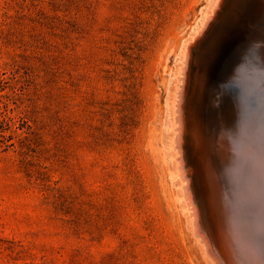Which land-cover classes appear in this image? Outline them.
<instances>
[{"label":"rangeland","instance_id":"1","mask_svg":"<svg viewBox=\"0 0 264 264\" xmlns=\"http://www.w3.org/2000/svg\"><path fill=\"white\" fill-rule=\"evenodd\" d=\"M231 2L195 45L191 106L210 140L234 135L227 189L243 207L255 201L240 196L245 173L260 169L264 126L246 127L235 99L248 95L250 113L264 100V0ZM216 5L0 0V264H219L198 232L192 206L205 199L185 169L188 199L175 133L185 52ZM243 251V264H259L258 242Z\"/></svg>","mask_w":264,"mask_h":264},{"label":"bare ground","instance_id":"2","mask_svg":"<svg viewBox=\"0 0 264 264\" xmlns=\"http://www.w3.org/2000/svg\"><path fill=\"white\" fill-rule=\"evenodd\" d=\"M223 1L224 0H215V5L217 3L218 8L216 9L213 8L216 11L213 12L211 16L206 18L205 26L202 25L204 27H201L203 28V30L202 31L199 30L197 36L190 41L187 50L185 52V56L183 60L184 66H182V77L180 78L181 80H179L180 89L178 90V95H177L178 100H176L177 104L174 101V103L177 105V116H178L177 125L179 128V133L176 130L175 133L178 134L177 137V143L179 147L178 150L181 154L183 153L185 154V158H183L182 162L184 161V159L185 161L190 162V165L188 164L187 166L184 167L179 158V161L181 163L180 175L183 181H185L186 183L185 190L188 199H189V194H188L189 191L187 188L189 186V180L186 179V176L188 175H186L185 169L191 174H193V171L195 172L194 181H197L198 187H200L201 189L200 193L203 195L205 199L203 209L198 206L197 207L194 205L192 206L193 215L195 217L194 219H196V213L200 212L199 213L200 222L203 228V232H201L199 226H197L199 234L203 237L204 241H206L208 245L207 247L210 248V252L215 256L219 264H243L244 261L238 255V250L244 249L243 252L247 250L248 254H253L256 251V242L255 240H252L250 237L251 231L249 230V227L250 229L254 227L256 230L257 229L262 230L263 228L264 230L263 227L264 225H257V223L254 222L253 224H251L245 211L244 213L240 212V210H243V207H238L235 205L233 199L230 197L231 196L230 192L227 189V184L230 181L229 179H231V176H229V172L227 173L226 170L228 166L230 167L229 160L233 158L232 156L234 154L233 150H235L234 146H232L231 144L232 143L231 139L228 137H230L233 134L230 133L231 134L230 135L228 134L229 132L224 133L223 132L224 130H222L221 132H223V134L227 133L229 136L227 137V135L225 136L222 135V133H220L216 141L210 140V138L213 139L214 133L213 134L211 133L210 135L208 134L209 130L206 129L207 125L205 123V119L201 117V112H200L201 109L198 112H196L193 110L191 106V101L193 99L192 96L195 90L194 88L195 86L198 85V77L201 72L197 64L198 54L195 55L194 53L195 45L198 42V39H200V37L205 33L207 28H209L211 21H213V19L217 17L218 10L219 8H221ZM231 1L232 2L230 5L232 6L234 0ZM219 27L216 28L215 32H217ZM197 32L198 31H196L195 33ZM235 37L236 36H234V38ZM229 45L227 43V47H229ZM229 50H231L232 52L231 48H229L228 51ZM230 53H227V56H231ZM210 63H213V60L209 62V67H208V70L211 73V68L214 69L215 67H214V63H213V67L210 66ZM259 69H261V67ZM214 70L216 71L217 68H215ZM259 87L261 86H258V88ZM262 88L261 91L264 90V89L262 90ZM213 95L215 96V94ZM212 97L207 98L206 100L207 104L205 106L208 105L210 107L211 105H214L213 102L214 100H216V98L213 97L215 98L213 99ZM203 113L205 115V112ZM211 131H213L212 128ZM226 131H228V129ZM233 141L235 142L234 139ZM192 155H194V160L191 159ZM188 156L190 157L189 159H191L190 161L187 160ZM197 176L199 177L197 178ZM191 188H192V184H191ZM228 192L230 196L228 195ZM240 197L250 198L251 193L250 191L248 192L242 191ZM230 199H232V201H230ZM230 202H233L234 204ZM239 215L241 216V218L239 217ZM248 254L246 256L249 257L250 255Z\"/></svg>","mask_w":264,"mask_h":264},{"label":"water","instance_id":"3","mask_svg":"<svg viewBox=\"0 0 264 264\" xmlns=\"http://www.w3.org/2000/svg\"><path fill=\"white\" fill-rule=\"evenodd\" d=\"M262 43H264V41L262 40ZM258 49H260L261 51L264 50V47H259ZM262 75H264V73H262ZM222 98V97H220ZM264 98V97H263ZM214 99V98H213ZM220 100V99H219ZM236 106L237 108H244L246 109L245 111V116H244V119L246 120V127H251V123L254 122L255 123V127L257 128V131L260 130L261 126H264V100L261 99V105L258 106V108H256L255 110H252V112L250 113L248 111V101L250 100V97H248V95L244 94L242 96H239L237 97L236 99ZM222 102V100H220ZM217 107H221V104L217 103L215 104ZM236 129L238 131V124L236 125ZM245 127V128H246ZM251 129V128H250ZM250 131H248L249 133ZM232 138H233V135H232ZM232 138H231V141H232ZM248 145V144H246ZM258 152L257 153V158L255 159V163H258L259 166H260V169L257 170L255 168V170H252V173L251 172H247V175L245 173V176H244V181L246 183V186H244V188H249L248 191H250L251 193V196L254 197L255 201H253V203H250V204H246L244 206L243 204V210H240L241 212L245 213L248 215V216H251L252 213H255L256 215H259L261 217H264V202L263 200L261 199L262 198V194H261V188L262 185H264V176H260L257 174V172L259 173L260 171H263L264 173V152H262L261 150L259 151V148H258ZM251 158V157H250ZM248 158V159H250ZM244 166V165H243ZM241 167L238 171H237V174L238 172L240 171H245L247 168L245 167ZM229 168V166H228ZM257 174V175H256ZM239 175V174H238ZM241 204V205H242ZM241 207V206H240ZM254 214V215H255ZM253 215V216H254ZM251 239L252 240H255L256 242H258L260 244V253L259 255H256L255 257L258 259V263L259 264H264V236L260 235V238L256 237L255 234H251Z\"/></svg>","mask_w":264,"mask_h":264}]
</instances>
